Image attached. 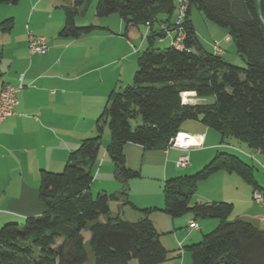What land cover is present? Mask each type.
<instances>
[{
    "label": "trees",
    "instance_id": "16d2710c",
    "mask_svg": "<svg viewBox=\"0 0 264 264\" xmlns=\"http://www.w3.org/2000/svg\"><path fill=\"white\" fill-rule=\"evenodd\" d=\"M88 2L73 0L71 6L62 7L64 22L59 34L77 38L101 28L75 25L76 14ZM17 3L0 0V4ZM192 7L225 30L244 67L203 48L189 20ZM174 8V0H97V18L115 13L125 28L147 25V45L136 58L131 84L109 94L95 120L94 135L82 139L68 153L61 171L40 170L38 199L43 211L26 216L22 224L9 221L0 226V264H84L86 242L92 264H129L131 260L160 264L171 258L172 250L162 244L149 217L155 210L171 217L190 213L194 219L217 220L199 241L184 246L192 264H264V229L239 217L228 220L232 211L229 202H191L198 182L220 170L237 174L252 185V192L257 191L252 167L236 155L216 151L194 173L165 180L162 208H139L127 198L126 182L138 172L126 166L124 145L130 142L146 150L164 149L186 120L215 130L221 142L232 137L264 154V24L255 0H186L182 47H155L156 37L165 35L153 25L157 22L171 29ZM260 9L264 17V0H260ZM13 24L12 16L4 18L0 31L10 32ZM185 91H193L201 101L182 103L180 94ZM104 127L109 134L104 152L121 188L92 194L88 189ZM110 201L128 204L138 218L113 215Z\"/></svg>",
    "mask_w": 264,
    "mask_h": 264
},
{
    "label": "crops",
    "instance_id": "0c3cea01",
    "mask_svg": "<svg viewBox=\"0 0 264 264\" xmlns=\"http://www.w3.org/2000/svg\"><path fill=\"white\" fill-rule=\"evenodd\" d=\"M23 2L25 13L19 17L12 11V5L0 4V19L15 15L13 19L20 30L19 34L13 36L11 30L6 32V41L10 46L7 48H3L6 43L0 31V46L3 48L0 49V90L6 84L16 85L18 77H22V87L16 92L15 113L0 122V226L43 211L38 199L40 170L61 171L68 153L82 139L94 135L95 120L105 107L109 94L115 91L122 75L120 71L109 68L111 62L98 61L93 42L99 36L93 34L94 30L77 38L59 34L64 15L61 11L54 10V7L62 9L63 6H69L71 0ZM29 33L45 37L48 47L46 53L28 52ZM223 39L229 40L227 33H224ZM3 60L7 62L1 70ZM128 83L126 81L120 84L122 86L119 89ZM195 100L201 101L199 98ZM195 122L181 124V133L195 136L191 141H196V144H191L188 148L170 146L146 150L135 143L128 142L124 145L126 166L138 172L136 177L126 182L127 198L133 205L139 208H162V186L165 180L194 173L214 156L218 145L225 144L239 149L232 142H221L219 133L211 131L210 127ZM105 134L104 130L103 136ZM104 141H109L108 135ZM103 154L105 152L98 155L95 164L98 162L99 168L95 169L92 181L97 183L98 190L108 193L119 191L121 182L114 178L112 163L106 161L105 157L103 159ZM180 155L188 158L184 167L177 166L176 161ZM237 176L222 170L209 175L198 182V193H194L193 201L212 199L201 191V187H215L218 184L223 186L228 181L240 184ZM123 204V208L130 210L128 219L138 218L139 214L135 210L128 204ZM117 205L116 202L115 210L111 207L110 210L113 215L121 217L120 214L124 211ZM149 217L160 233L162 244L172 250L171 258L160 264H192L184 246L197 242L203 233L217 224L214 218L194 219L190 213L171 217L163 211L155 210ZM235 217H242L253 225L258 223L256 218L249 220L250 218H244L241 214ZM190 220L197 223L196 229H188ZM129 264L137 263L131 260Z\"/></svg>",
    "mask_w": 264,
    "mask_h": 264
},
{
    "label": "rangeland",
    "instance_id": "374dc122",
    "mask_svg": "<svg viewBox=\"0 0 264 264\" xmlns=\"http://www.w3.org/2000/svg\"><path fill=\"white\" fill-rule=\"evenodd\" d=\"M66 1L67 0H65V2ZM72 1L73 0H71V2L69 3L70 6L72 5ZM96 2L97 0H89L87 4L80 7L83 11L76 14L75 25L77 27L87 26L89 24L102 26L101 28L94 29L93 34L98 35L99 37L95 39L93 45L96 47L98 61L106 62V63L111 62V66L109 68H113L115 69V71L118 70L122 73L120 80L117 83V87L115 89V91H120L123 88L122 87L121 89H119L122 86L120 84L125 83L126 81L129 82L128 84H131L132 82V77L136 69V58L138 54L147 45L145 34L148 30V26L140 24L138 26H128V28H125L124 23L119 19L118 15L115 13L110 14L106 17L97 18L95 16ZM175 2L176 1L174 0V3ZM11 7L13 9L12 11L16 14V16L19 17L24 15L25 8H24L23 0H18V3L12 5ZM55 9L63 13V9L59 8V6L54 7V10ZM174 15L175 13L173 12L171 18H173ZM14 16L15 15H13V17ZM3 19L4 18L0 19V21ZM189 20L191 21L195 29L198 40L200 41L201 45L206 51L211 52L212 51L211 44L216 43L222 50L221 54L232 65L239 67L245 66V62L237 54L232 40L230 38L228 41H225L223 39V35L224 33H226L223 28L207 20L203 16V14L194 7L190 9ZM153 26L155 29H157L158 23L155 22ZM11 32H12V36L14 34L20 33L17 23L14 22V26L12 27ZM102 33L108 34L111 38H109V36L107 37L103 35ZM1 35H2L1 37L4 39L3 40L4 43H6V45L3 48L10 47L7 44L8 41H6L8 34L3 33ZM170 39H171L170 36H165L162 38H159L157 36L154 41V46L158 48L167 47L168 45H170ZM3 48H1L0 46L1 50ZM7 53H8L7 50H5V54ZM6 62H7L6 60L2 61L1 70L5 68ZM114 82L116 83V80ZM197 102H198L197 100H194V102L192 103H197ZM184 122L191 124L196 123L193 120H186ZM131 123L132 125L135 124L134 121H132ZM104 130L106 132L104 136L106 137L108 135L109 138L107 128L104 127L103 132ZM211 131L215 132V130L213 129H211ZM104 136L102 134L99 154L104 153V149L108 144V142L105 143ZM224 142H232L236 146H239V149H237L236 147H228L227 145L222 144V145H218L216 150L224 151L236 155L243 162L251 166L253 179L256 181L259 187L257 188V191L264 194V154L261 152H257V150L249 148L244 142L238 141L232 137H228L224 139L223 143ZM103 155L104 156L102 158L104 159L105 157V160L110 162L108 156L106 154ZM97 168H99L98 162L97 164H94V166L92 167L93 176H94V171ZM237 177H238L237 179H239L240 181V184H235L234 181H228L226 182V185L223 186L218 184L215 187L213 185L201 187V191L205 192L206 196H208L209 198H212L209 201H222V202H229L232 204V211L227 217L228 220H232L235 218L237 214H241L242 216H244V218H250L249 220H251V218H256L258 220V223H254V226H256L259 229H264V206L255 203L254 200L252 199V192H251L252 185L246 182L244 179L239 178V176ZM197 185L195 187L194 193H198L196 192V189H198ZM97 186H98L97 183H93L92 181L88 189L89 192L95 194L98 191ZM222 197H225V199H222ZM116 202L117 201H110L109 205L112 208V210H115L114 208ZM191 202H193V199H191ZM117 203H118L117 207L120 206L121 209L124 211V213L120 214L121 218L127 220H135L134 218L128 219L129 217L127 215L130 214L129 212L130 210H128L127 208H123L124 204L121 201H118ZM23 221L24 218L14 222H18L19 224H22ZM212 229H210L207 232H210ZM86 239H87V234H86ZM85 247L88 251V256H87L88 258L84 264H92L93 256L88 247L87 242Z\"/></svg>",
    "mask_w": 264,
    "mask_h": 264
},
{
    "label": "built area",
    "instance_id": "2783aa9c",
    "mask_svg": "<svg viewBox=\"0 0 264 264\" xmlns=\"http://www.w3.org/2000/svg\"><path fill=\"white\" fill-rule=\"evenodd\" d=\"M174 3V17L172 18L173 26L171 29H167L165 24H158V28L164 32V35L170 36V44L174 45L176 48H181V40L184 36V32L181 27V20L184 15L186 0H175ZM212 51L214 53L222 52L221 48L216 44H211ZM27 49L30 54H44L47 52L48 47L46 44V39L41 35H32L29 33ZM21 75L18 77L19 82L16 85L6 84L0 90V122L6 117L15 113V107L17 105L16 92L22 87L21 85ZM182 103H192L195 100V93L193 91H185L180 94ZM184 136L186 139H191L193 135L178 132L173 138L170 139L167 147H180L188 148L191 144H196V141L192 143L189 141L186 144L179 143V136ZM182 137V138H184ZM252 157V155H251ZM177 166L184 167L188 163V158L186 155H180L177 159ZM252 199L255 203L259 205H264V194L259 191L252 192ZM188 229H196L197 223L193 220L188 221Z\"/></svg>",
    "mask_w": 264,
    "mask_h": 264
},
{
    "label": "water",
    "instance_id": "95a60500",
    "mask_svg": "<svg viewBox=\"0 0 264 264\" xmlns=\"http://www.w3.org/2000/svg\"><path fill=\"white\" fill-rule=\"evenodd\" d=\"M255 5H256V11L259 16V19L264 24V17L262 16L261 9H260V0H255Z\"/></svg>",
    "mask_w": 264,
    "mask_h": 264
},
{
    "label": "bare ground",
    "instance_id": "6f19581e",
    "mask_svg": "<svg viewBox=\"0 0 264 264\" xmlns=\"http://www.w3.org/2000/svg\"><path fill=\"white\" fill-rule=\"evenodd\" d=\"M182 137H184V136H179V138H178V141H179V143L180 142H182V143H184V142H186V141H191V140H194V137H192L191 139H186V137H184V138H182Z\"/></svg>",
    "mask_w": 264,
    "mask_h": 264
}]
</instances>
